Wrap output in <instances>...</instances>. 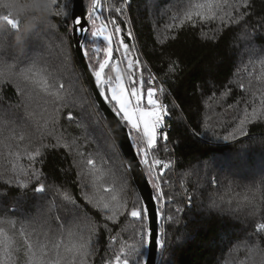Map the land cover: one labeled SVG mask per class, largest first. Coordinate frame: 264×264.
<instances>
[{
	"label": "snow or ice",
	"instance_id": "obj_1",
	"mask_svg": "<svg viewBox=\"0 0 264 264\" xmlns=\"http://www.w3.org/2000/svg\"><path fill=\"white\" fill-rule=\"evenodd\" d=\"M253 2L198 0L193 3L187 0L184 3V0H176L172 6L175 8L181 4L183 7L173 13L172 19L179 23L167 24L165 29L199 28V35L213 42V46H219L226 33L238 29L235 39L239 41L236 47L241 60L244 56L251 58L264 55V43H257L258 40L264 41V31H261L264 29V17L258 22V28H250L248 25L251 15L248 10L253 7ZM149 6L155 9L157 0H149ZM47 8L51 18H61V25L68 34L61 38L59 45L65 61L72 59L68 37L79 34L76 43L82 53L86 72L94 82L96 93L110 106L115 117L116 128L113 130L130 142L133 154L127 157L120 175L107 166L103 156L96 154L97 158H93V154H88L85 157V153L80 151L84 147L80 140L83 138L88 141V126L82 120L77 121V133H68L61 125L62 111L70 103L75 104L73 93L66 90L63 83H58L54 76L45 78L34 71L36 65L44 59L41 51L37 50L35 40L39 31L29 34L24 41L23 51L17 52L11 36L19 26L17 21L5 16L3 19L9 27L0 33V130L12 129L22 116L25 121L36 124L34 134L38 139L37 146H32L29 137V145L24 149L28 160L26 166L13 163L10 168L0 170V185L16 193L13 198L15 202L10 206L0 203V264H21L22 258L23 264H149L145 250L153 242L163 256L170 242L178 244L183 241V233L173 239L169 232V229L182 225L180 214L185 212V207L173 205L182 204L186 198V207L191 208L194 196L201 205L198 210L203 213L239 219L243 212L252 218L251 227L256 239L251 242L256 247L264 243V197L258 203L254 194L244 196L243 204L237 202L233 206L235 197L226 199L225 195L209 192L205 204L203 192L190 194L183 179L180 181L182 191L174 195L165 191L166 187H173L166 176L174 161L161 159L156 153L161 151L160 141L164 142L162 150L170 151L168 144L171 129L167 121L171 119V110L156 94L158 91L166 94L168 90L164 84L169 81L175 83L173 77L181 69L177 61L170 60L164 72L165 80L159 88L154 86L157 80L155 75H143L141 61L133 51L136 44L126 42L129 39L135 40L131 20L126 15L130 0H124L119 6L111 5L107 17L102 14L101 0H88L87 4L85 0H49ZM77 8L80 10L76 11ZM168 10L163 9L165 13ZM112 13L122 15L123 20ZM217 21V27L203 30V25ZM122 24L127 27H122ZM48 29L59 30L52 19ZM159 43L163 45L165 40ZM258 63L264 68V59ZM248 64L254 66L255 62L249 59ZM248 64L240 71H247ZM256 79L264 85V77L258 76ZM13 85L14 95L18 94L15 105L9 103L3 94L6 86ZM233 85L245 92L250 91L244 83L234 80L227 85L222 95L233 94ZM250 94L255 97L254 92ZM37 96L45 97L48 104L39 120L35 119L34 111H29ZM240 103L246 105L242 115H239L240 109L232 104L225 109V112L233 110L234 119L231 124L224 123L222 118L217 124H212L205 118V142L231 141L239 143L241 148L247 145L241 143V140L249 138V126L264 123V94L260 96L258 107L254 106L255 99L249 104L243 96ZM173 107H176L175 102ZM67 119L71 122L76 118L69 111ZM180 119L182 122L183 117ZM217 126L225 132L224 135L217 133ZM195 127L199 128L200 124ZM186 130L191 131L193 136L201 135L195 128ZM17 139L24 142L25 134L18 135ZM44 139L51 142L43 143ZM260 143L264 144V140ZM58 150L65 157L73 156V165L68 171L73 172L74 179L48 183V173L43 166L47 163V155ZM13 155L19 157L20 152ZM76 157H81L82 162H77ZM37 163L41 167H36ZM204 167H208L207 162ZM181 175L187 177L192 173L183 172ZM129 176L137 185L131 200L127 195L130 191ZM208 184L219 186L214 177L208 180ZM29 192L33 196L40 194L46 198L44 203L33 205L35 210L30 214L26 207ZM7 195L8 191L0 192V196ZM9 213H21L24 218L13 219ZM258 216L259 219H255ZM125 220L128 223L121 227ZM17 224H20L19 228ZM115 228H120V232L113 235ZM129 232L131 243L121 239V233ZM103 234H107V247L104 245ZM118 241L119 247L112 248V244ZM244 245L245 251L251 253L254 250L248 247L247 241ZM238 251L239 243L229 248V257ZM161 264L172 262L162 260ZM224 264H231V259H225Z\"/></svg>",
	"mask_w": 264,
	"mask_h": 264
},
{
	"label": "trees",
	"instance_id": "obj_2",
	"mask_svg": "<svg viewBox=\"0 0 264 264\" xmlns=\"http://www.w3.org/2000/svg\"><path fill=\"white\" fill-rule=\"evenodd\" d=\"M87 2L88 0H85V4ZM123 2L124 0H101L102 14L107 17L110 14L108 8L111 5L119 6ZM175 2L176 0H171V2L170 0H157V7L151 9L149 0H130V8L126 9V15L131 20L135 35V40L129 39L126 42L130 45L136 44V49L133 51L141 61L140 67L144 70L143 75L145 77L157 76L158 80L154 86L159 88L165 80L164 72L170 60L177 61L181 69L179 74L173 77L175 83L169 81L164 84L168 90L166 94L157 92V98L166 103L171 110V119L167 121L171 129L168 144L170 151L164 152L162 150L164 142L160 141L161 151L156 153L161 159L174 161L172 169L166 176L173 187L171 189L166 187L165 191L173 195L182 191L180 181L183 179L186 181L190 194L203 192L205 204L209 192L225 195L226 199L235 197L233 206L237 202L243 204V197L253 194L259 203L261 197H264V144L260 143L264 140V123L249 126V138L241 140V143L247 144L243 148L239 143L231 141L205 142L203 124L205 118L212 124H217L221 118L224 123L231 124L234 119L233 110L225 112V109L232 104L240 109L239 115H242V110L246 106L240 103L242 96L249 104L255 99L254 106H259L260 96L264 94V85L256 77H264V68L258 63L260 59H264V55L251 58L244 56L241 60L236 47L239 41L235 39L238 29L226 33L219 46H213V42L204 40L199 35V28L196 30L165 29L167 24L179 23L178 20L172 19V15L178 9H182L183 5L177 4L174 8L172 4ZM192 2L195 3L198 0H192ZM184 3H187V0H184ZM165 8L169 9L166 13L163 11ZM248 11L251 13L248 19L249 27L258 28V22L264 17V0H254L253 7ZM112 14L123 20L122 15ZM51 19L59 30H49L47 26H42L38 30L39 36L35 37L37 50L41 51L44 59L36 65L34 71L45 78L54 76L58 83H63L65 89L73 93L72 99L75 100V104L70 103L69 107L61 113L63 130L68 133H77L76 122L82 120L88 126L90 134L88 141L81 138L80 144L84 147H81L80 151L85 153V157L88 154H93V158H97L96 154L103 156L107 166L120 175L126 159L95 100L93 90L78 60L74 37H68L72 59L65 61L59 45L61 38L67 37L68 34L61 25V18L52 17ZM217 26L218 21L203 25V30L209 31L210 28ZM122 27L126 28L127 25L122 24ZM13 37L14 33L11 36L12 41ZM160 40H165V43L161 45ZM257 43H264V41L258 40ZM89 49L91 50V45ZM249 59L255 62L254 66L248 64ZM245 64H248L247 71H240ZM249 73L252 75L250 76ZM234 80L244 83L250 91L245 92L233 85V94L223 96L222 92ZM14 92L15 85L6 86L3 91L8 102L13 105L17 103L18 95H14ZM251 92L255 93V97L250 94ZM173 102L176 107H173ZM47 107L46 98L37 96L29 111H34L35 119L39 120ZM248 110L250 112L251 108ZM69 111L76 118L71 122L67 119ZM181 117H183L182 122ZM197 124H200L199 128L195 127ZM193 128L201 133L199 137L193 136L191 131L186 130ZM35 129V123L25 121L21 116L12 129L0 130V170L10 168L13 163L27 165L28 160L24 149L29 145V137H31L32 146H37L38 136L34 134ZM217 133L221 136L225 134L218 126ZM20 134H25L24 142L17 139ZM50 142L48 139L43 140V143ZM16 152H20L19 157L13 155ZM46 159L47 163L43 167L48 173V183H62L74 179L73 172L68 171L73 165V156L65 157L64 153L58 150L56 153L48 154ZM75 159L77 162H82L81 157ZM206 162L207 168L204 167ZM35 166L41 167L39 163ZM183 172H191L192 175L184 177L181 175ZM213 177L219 182L218 187L208 184V180ZM128 179L130 191L127 195L131 200L134 198L137 187L131 176ZM4 191H8V195L0 196V203L10 206L15 202L13 198L16 193L9 190L7 186L0 185V192ZM176 198L180 199L179 196ZM45 199L40 194L33 196L29 192L26 204L29 214L35 210L33 205L42 204ZM186 203L185 198L182 204L173 205V207H185V212L180 214L182 225L169 229L173 239L181 233L184 234V239L178 244L170 242L163 256L160 251L158 264H161L162 260H170L172 264H224L225 259H231V264H240L241 261L244 264H250V253L245 251L244 242H248L249 248L256 247L251 242L256 239L251 227L252 218L247 217L243 212L239 219L228 215L203 213L198 210L201 205L195 196L191 208L186 207ZM9 215L13 219L23 220L24 218L21 213H9ZM255 219L258 220L259 216ZM127 223V220L123 221L121 227ZM19 227L20 224H17V228ZM117 232H120V228H115L112 234L115 235ZM130 234V232L121 233V239L131 243ZM103 236L104 245L107 247V234ZM238 243L240 251L229 257V248L235 247ZM118 247L119 241L112 244V248ZM259 247L264 249V243ZM147 251L148 248L145 250L146 256ZM21 264H23V258Z\"/></svg>",
	"mask_w": 264,
	"mask_h": 264
},
{
	"label": "clouds",
	"instance_id": "obj_3",
	"mask_svg": "<svg viewBox=\"0 0 264 264\" xmlns=\"http://www.w3.org/2000/svg\"><path fill=\"white\" fill-rule=\"evenodd\" d=\"M48 2L49 0H0V33L7 31L9 27L3 19L5 16L17 21L19 27L13 37L17 52L23 51L24 41L29 34L42 26L48 27L51 22ZM250 264H264V249L254 247L250 253Z\"/></svg>",
	"mask_w": 264,
	"mask_h": 264
},
{
	"label": "water",
	"instance_id": "obj_4",
	"mask_svg": "<svg viewBox=\"0 0 264 264\" xmlns=\"http://www.w3.org/2000/svg\"><path fill=\"white\" fill-rule=\"evenodd\" d=\"M79 10H80L79 8L76 9V11H79ZM78 35L79 34H76V36L74 37L75 49H76L78 60L81 64V66H82V68H83V70L87 76L88 82H89V84L93 90L94 97H95V100L98 104V107H99L100 111L102 112L104 118L106 119V121H107V123H108V125H109V127H110V129H111V131H112V133H113V135H114L125 159H126V162H127V157H129L133 154L131 146H130V142L125 137H123L122 135H118L117 131L113 130L116 128V125L114 123L115 117L110 110V106L107 105L103 101V99L98 95V93H96L94 82L88 76V74L86 72V65L84 63L82 53L78 49V46L76 43V37H78ZM135 185H136V183H135ZM136 187H137V185H136ZM147 258H148L149 264H158L160 261V250L155 248L154 242H153V245L148 248Z\"/></svg>",
	"mask_w": 264,
	"mask_h": 264
},
{
	"label": "rangeland",
	"instance_id": "obj_5",
	"mask_svg": "<svg viewBox=\"0 0 264 264\" xmlns=\"http://www.w3.org/2000/svg\"><path fill=\"white\" fill-rule=\"evenodd\" d=\"M157 77V76H156ZM157 80H158V77H157ZM157 95V94H156Z\"/></svg>",
	"mask_w": 264,
	"mask_h": 264
}]
</instances>
